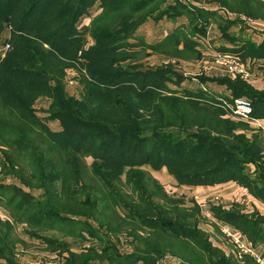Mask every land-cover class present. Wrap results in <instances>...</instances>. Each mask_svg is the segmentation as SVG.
Returning a JSON list of instances; mask_svg holds the SVG:
<instances>
[{
    "label": "trees",
    "instance_id": "trees-1",
    "mask_svg": "<svg viewBox=\"0 0 264 264\" xmlns=\"http://www.w3.org/2000/svg\"><path fill=\"white\" fill-rule=\"evenodd\" d=\"M96 1L0 2V33L10 24L12 46L0 61V152L4 155L0 162L5 164V159L10 163L4 167L11 166L9 172L18 176L21 185L0 182V198L6 199L16 219L12 222L0 215V264H17V223H25L26 232L43 241L39 230L59 228L77 241L102 243L107 241L105 232L96 229L92 221L105 224V220L109 231L113 225L132 227V252L122 254L116 245L103 244L88 249L90 255L85 259H77L85 255L71 251L66 264H92L94 257L107 258V264H137L141 260L150 264L165 255L166 243L186 247L193 255L190 258L199 264L211 257L219 258L209 259L210 264H252L215 250L195 219L199 212L191 213L176 204L180 200L167 198L164 186L144 169L166 166L179 184L186 185L235 180L264 202L262 136L248 138L241 130L248 127L245 123L223 117L227 110L216 97L201 90L171 89V76L182 78L172 65L151 68L141 62L148 49L182 59L200 58L201 53L194 48V33L203 32L199 19L215 14L182 3L171 5L167 0H99L102 11L85 31L93 38L87 44L77 23ZM218 2L264 20L263 0ZM185 12L189 13L187 27L178 28L157 44L128 42L148 19ZM15 15L13 23H8ZM181 42L184 47L179 49ZM236 55L240 60L246 56L264 59V42L249 44L247 51ZM73 62L86 69L79 76L84 86L79 99L67 94L64 80L66 68ZM221 81L234 97L244 95L251 100L254 117L264 118V91H257L239 77ZM44 95L51 99L47 120H59L60 130H52L37 116L35 102ZM88 158H92L91 163ZM26 168L32 172L30 176L25 175ZM34 181L39 184L34 186ZM120 182L132 188L139 202L120 194ZM150 182L167 199L163 205L157 203L162 210L152 198ZM24 186L40 188L44 200L36 199ZM7 191L11 192L9 197ZM168 202L172 204L164 206ZM211 210L251 243H264V220L251 219L235 207L225 210L215 206ZM173 214L176 217L170 216ZM137 220L150 227L149 237L154 239L145 243L156 244L152 245L155 251H143ZM49 245L68 247L54 240Z\"/></svg>",
    "mask_w": 264,
    "mask_h": 264
},
{
    "label": "rangeland",
    "instance_id": "rangeland-1",
    "mask_svg": "<svg viewBox=\"0 0 264 264\" xmlns=\"http://www.w3.org/2000/svg\"><path fill=\"white\" fill-rule=\"evenodd\" d=\"M6 1L7 0H0V2L3 5L6 3ZM185 1H186L187 5L194 6L192 4L191 0H183V2H185ZM173 3L178 5V3L180 4V0H177V2H173ZM175 4H171V5H175ZM100 6H101V2L99 0H97L89 8L90 11H92V12L90 13L88 11L87 13L89 15L86 18L92 16V19H93L95 17V15H97L98 13H100L102 11ZM194 7H197V6H194ZM12 19H16V15L14 16V18H12V17L9 18L7 22L8 23L9 22L13 23ZM92 19H91V21H92ZM91 21H90V23H91ZM169 23H173V21L170 20V21H166V22L162 23L161 25L164 28H161V29L165 30V28H167V24H169ZM188 23L189 22L186 21V25H188ZM9 25L10 24H7L4 29L8 28V29L11 30V26H9ZM89 25H86L85 23L83 24L82 22L80 24H79V22L77 23V28L79 29L80 32L84 33L85 42L87 41L88 43H90L91 40H93V38L91 37L90 34H87V32L85 33V31H86V29H87V27ZM152 25H153V23H152ZM188 29L190 30V28H188ZM143 32L145 34H142V35L144 37H146V39H148L150 41L157 40L159 38V35H161L159 30H157L154 27H151L149 25H147V27L145 28V30H143ZM155 35H158V37L156 36V38H154ZM138 36L141 37V35H139V34L138 35L134 34V36L132 38H130V39L132 41L134 39L137 40V42L135 44H139V43H141L142 38H139ZM144 40H145V38H144ZM129 41L130 40H128V42ZM81 53H82V50L79 51V56L81 55ZM145 54H148V55L144 56L141 59L142 60L141 62L143 63V65L145 67L152 66V65L148 64V63H150L152 61V59L153 60L160 59V60L163 61V57H164V63L163 64L172 65V67L177 69L176 71L179 74L182 75V78L181 77L178 78L176 76H171L172 77V81H171V83H169V86L171 87V89L183 91V89L184 90L186 89V88H184L182 86L183 84L187 83L188 85H191L193 82H197V81L194 80V78L197 80L200 77L199 75H196L197 77H195V75H193V74L186 75L187 71L185 70V68H184L185 65H183V64H181L179 66L178 65L176 66V64H174L176 59L179 60V59H182V58L175 56V54H173V56H170V55L164 54L162 51L153 52L152 49L146 50ZM153 54L155 55L154 57L151 56ZM159 57H161V58H159ZM168 59H170L171 63H170V61H168ZM76 61H78V60H76ZM225 66L227 67V65H225ZM82 67L84 68V66H80L76 62H73L72 65H69V67L66 68V75H65V78H64L65 84H66L67 94L69 96H72V97H75V98H78V99L81 98L82 95L84 94V86L79 80L80 79V77H79L80 73L81 72L86 73V71H85L86 69L85 68L82 69ZM240 67H242V72H239V73L231 72V70L229 68V65H228L227 68H229L228 69L229 73H231L233 75H237L239 77L240 76L244 77V74L246 73V65L243 64L242 60H241V66ZM183 74L186 76V79H185V76ZM238 97H245V98L249 99L247 96H244V95L238 96ZM37 100H36L37 103L35 102L37 116L41 120H43L44 122L48 123L49 127L51 129L60 130L61 129V122L59 120H57V121H49V120H47V118H48L47 112L49 111L48 109L50 108V105H51V99L48 96L44 95V96L38 97ZM227 114L229 115L230 118H232V119H234L236 121L243 122V123H245L248 126L247 128L241 129L243 132H245L247 134L248 138H256L258 135H261L262 138L264 139V130L262 129V127L255 126L252 121H246V120H241V119L234 118L231 115L232 113L229 114V110H227ZM1 155H3V152H0V156ZM87 160H88L89 163H91L92 158H88ZM3 161L5 162V164H2L0 162V182L1 183H5V184L10 185V186L19 185V187H21L18 176L13 174V173H11V172H9L11 170V166L7 167V168L4 167V165L5 166H9L10 163L7 160H5V159H3ZM24 163H27V161L24 162ZM24 163H20L19 165L22 166V165H24ZM165 168H167V167L165 166ZM26 169H28V171L24 172L25 175H29L30 176L32 174V172L30 171L29 168H26ZM144 169L147 170L152 175V177L155 178V176H154V174L152 172L153 170H155L154 168H152L151 166H146V167H144ZM167 170H168V168H167ZM250 171L254 172L253 169H251ZM255 176H256V173H255ZM155 180H157L160 184H162L164 186V188H165V190L167 192V198H169V199L176 198V199L180 200L182 204L179 201H177V200H176V204H180L186 210L191 211V213H194V212L198 213L199 212L197 217H195V219L198 220L199 227L205 232V236L209 239L210 243L213 245L215 250L218 249L221 252V254H224L225 257H232L235 260L240 261L241 263H243V262L247 263L250 260V261H252V264H264V263H262V262H260L258 260L257 255L260 256V258L263 259V260H264V257H262L254 249L260 244L264 245V243H258L256 245L251 243L249 237H247L245 234H242L237 228H234L232 226H228V224H224V228L223 227L221 228L222 229V231H221L222 235L219 236V237H221L220 239L218 238V240L215 241L213 239V236L210 237L209 232H212V230L211 229L209 230L208 228L203 226V224H207V225L210 224L209 226H211L213 229H214V226L217 227V225L215 224V222L212 219V218H216V217H215L214 213H212V210L210 208V203H211L210 200L211 199L212 200L215 199V198L213 199L214 195L207 196L206 199H201V197L199 195H197V196H189L190 198L186 199L185 196H183V195L176 196L174 194V190H173L174 187L173 188L169 187V183H165L164 184L159 179H156V178H155ZM150 183L151 184L148 185V187L153 192V197L152 198H153L154 202H156V204L157 203L159 204L158 201H160V204L166 203L167 199L164 198L165 195L160 194V192H158L156 190V186H155V184L153 182H150ZM38 184H39V181H34V186H37ZM121 184H122L124 189L120 188L121 190H123L122 193L120 192V194H122L127 200H130V201L133 200V201L139 202V199L136 196V194L131 191L132 188L126 187L122 182H120L119 185H121ZM177 184L179 185L178 182H177ZM180 185H185V184H180ZM27 188L30 191H33V194L35 195L36 199H39L41 201L44 200L43 199V197H44L43 193L44 192H42V190L40 188L35 187L32 190L29 187H25L26 190H28ZM6 195L9 197L11 195V192L7 191ZM219 198H220V200L215 199L214 201H220V202H223V203H227V202L231 201L230 197L220 196ZM244 203H246L247 207H241L240 206L238 208L240 213H242L244 215H248V216L251 217V219H254V220H257V221L264 220V207L263 206L259 205L258 203H256L257 206H255V204L252 203L251 201H248V202L246 201ZM262 203L264 204V202H262ZM158 204H157V208L162 210L163 209L162 206L159 207ZM171 204L172 203L168 202L167 204H164V206L169 207ZM195 206H197V207H195ZM121 213H127V212L125 210H121ZM128 214H129V212H128ZM0 215H1V217L4 220H10L12 222H16L15 216L13 215L10 207L6 203V199L3 200V198H0ZM164 215L168 216L167 214H164ZM176 215L173 214V215H170V216L176 217ZM104 216H106V215H104ZM101 217H103V216H101ZM111 219H113V218H111ZM103 220H105V219H103ZM112 221L116 222L118 220L113 219ZM92 223H93V226L96 229L103 230L105 232L104 236L107 239V241H104L102 243H100V242L93 243V242L89 241L88 239H85L83 241H80V240L77 241V240L73 239L72 237L67 236V235L63 234L62 232H60L58 230L59 228H51V229H46V230H39L40 234H42L43 237L45 238V240L43 241L40 237L33 236V235L27 233L26 232V224L25 223H17L16 228H15V232H16L15 237L17 239H20V241L17 242V244H16V249H15L16 261H17L18 257H21V259L23 261L28 263L27 259L29 258V256L27 254H29L31 257H33L34 260H37L38 258H34V257H42L40 255L41 254L40 248H41L42 251L43 250L50 251V252H54V253H56L58 255H63V254L69 255L71 253V251L72 252L73 251L74 252H78L77 255H81V254L85 255L84 257H77V259L88 258V257H86V255L87 256L90 255V251L88 249H91L94 246L97 247V248H100V247H102L103 244L104 245H112V244L116 245V247L119 248L120 253H122V254L129 253V252H126L125 250L121 251L120 248H121V246H123V248L126 247V249H127V248H129V246H131L130 242H132V240H133V238H132V236L130 234L131 233L130 230L132 229L131 226L126 225V226H123L122 228H118L117 226L113 225L112 226V227H114L113 230L109 231L108 228H107L109 226H108L106 220H105V224L106 225L101 223V222H99V221L98 222L92 221ZM102 227H104V228H102ZM149 229H150V227L148 226V224L146 222L140 223L138 221L137 234H138V236L142 237V238H140V240L143 243L140 244V245L142 246L143 251L145 249H149L150 251H155L154 250L155 246H152V245H156V244L150 245V244H146L145 243L146 241H152L154 239V236L153 237H149V234H150ZM236 234H238L240 236H244L243 238L245 240H247V243L249 244L251 250H253L255 254L246 252L245 249L243 250V248L239 246V244L236 242L237 241L236 240L237 239V235ZM23 238H25L26 240H24ZM212 239L214 241H212ZM50 240L56 241L57 245L66 244L68 247L67 248H53V247H51L49 245V241ZM166 247H168L167 250H166ZM28 249H29V252L27 253L26 250H28ZM164 250H166V251H164ZM30 251H34L33 254L30 253ZM163 251L165 252V255L163 257L158 258L154 262H150V264H184V263L185 264H199L198 261H197V263L194 261V258H190V257H193V255L190 254L186 250V247H181V246H178V245L175 246L172 243H166L165 247H163ZM80 252H83V253H80ZM111 252L114 254L113 251H111ZM130 252H132V249H131ZM100 258H103V257H94L93 260L94 261H98L101 264H107V262H108L107 258H106L107 260L105 258H103V259H100ZM218 258L219 257H211L209 259H211L213 261H217ZM209 259L207 258L201 264H210L209 263V261H210ZM31 261L32 260H30V262ZM17 264H22V262H18L17 261ZM23 264H25V263H23ZM131 264H132V262H131ZM137 264H148V263L143 261V260H141ZM225 264H227V263L225 262Z\"/></svg>",
    "mask_w": 264,
    "mask_h": 264
},
{
    "label": "crops",
    "instance_id": "crops-1",
    "mask_svg": "<svg viewBox=\"0 0 264 264\" xmlns=\"http://www.w3.org/2000/svg\"><path fill=\"white\" fill-rule=\"evenodd\" d=\"M192 4L194 6H197L198 8L204 9L205 11L212 12L215 15L213 17H210L207 20L199 19L200 24L203 25V32L197 31L194 33V41L195 46L194 48L198 50L201 53L200 58H193V59H179L174 62L176 66L178 65H185V70L187 71V74H193L195 77L196 75H199L200 77L193 82L191 85H188L187 83L183 84L182 86L188 90H192L194 92L196 91H203L206 95L210 97H216L219 101H221L223 107H225L224 102H231L233 100L234 95L231 89L226 85L224 82L221 81V79L229 78V79H236V77H239L237 75H233L229 73L228 68L219 63L218 61V55L222 53L231 52L232 50H239L241 51H247L249 44H253L255 46H259L264 42V20L259 17H251L243 12H238L235 10H232L226 5H223L222 3L218 2V0H191ZM264 1V0H263ZM173 2H177V0H167V3L169 4H175ZM183 0H180V3H182ZM182 4L187 5L186 1ZM191 9H195L194 6L187 5ZM99 7V6H98ZM92 9V8H91ZM98 9V8H97ZM90 13V9L88 10ZM89 14H84L81 19L79 20V24L82 22L86 25L90 24V21L92 19V16L86 18ZM172 20L173 23L167 24V28H164L161 24ZM186 21L189 22V13H182L179 15H176L175 17H168L164 16L161 19H154L150 18L146 22H144L142 25H140L137 28V31L135 32V35H141L138 36L139 38H142V41L145 38V42L148 44H157L159 41H161L163 38H165L167 35L175 32L178 28L183 27L184 29L186 26ZM224 21L230 22V26H226L224 24ZM153 25H152V23ZM147 25L154 27L155 29L159 30L161 35H159V38L155 41H150L146 39L142 34H145L143 30L147 27ZM186 31H188L186 29ZM158 37V35H155L154 38ZM11 38V30L6 28L0 33V61L4 58L6 53L9 51L7 48V44L11 46L10 43ZM137 40H131L129 41L130 44H135ZM89 44V43H87ZM12 47V46H11ZM184 47V43L181 42L178 45L179 49H182ZM139 49L140 47H136ZM241 51H234V54L241 53ZM241 55V54H239ZM154 57L155 55H151ZM161 58V57H159ZM241 60L243 64L246 65V73L244 74V77L240 76L243 81H245L247 84L251 85L254 89L257 91H264V59L263 58H257V57H250L246 56L245 58L241 57ZM170 61V59H168ZM164 63V57L163 61L160 59L153 60L148 63L152 66L151 68H156L157 66L163 65ZM171 63V61H170ZM177 70V69H176ZM184 75V74H183ZM185 76V75H184ZM202 77V78H201ZM186 79V76H185ZM181 91V90H180ZM48 100V99H47ZM38 101V100H37ZM36 101V103H37ZM36 107V104H35ZM47 112V111H46ZM223 117H229L228 114H224ZM259 119V122L264 126V118L263 117H255ZM57 121V120H56ZM255 126H259V122L252 121ZM251 122V123H252ZM53 130V129H52ZM58 130V129H57ZM155 178L159 179L162 183H169V187L173 188L174 194L176 196L183 195L186 199L190 198L189 196H197L199 195L201 199H206L207 196L214 195L213 199L220 200V196L223 197H230L231 201L227 203H223L220 201H214L210 200V207H221L222 209H232V208H239L241 207H247L246 203L251 201L252 203L256 205L258 203L259 205L264 207V204L258 200L245 186L239 184L235 180H227L221 183H216L213 185H178L177 180L173 175L169 173L167 168H161L158 170L152 171ZM217 227L214 225V229L207 225L203 224L206 228L209 230L211 229L212 232H209L210 237L213 236V239L216 241L218 238L220 239L222 235V227L224 228V224L222 221H220L218 218H212ZM230 226V225H228ZM227 227V226H226ZM206 230V229H205ZM26 240L25 238H23ZM212 239V241H214ZM121 251L125 250L126 252L131 251V246L126 249V247L123 248L121 246ZM262 257H264V245L260 244L256 248H254ZM27 253L29 252V249L26 250ZM41 256L42 257H34L38 258L37 260H34L33 257H31L29 254V258L27 259L28 263L23 261L21 257L17 258L18 262H22L25 264H65L67 260V254L58 255L54 252L41 250ZM34 251H30V253L33 254ZM30 260H32L30 262ZM36 261V262H35ZM92 264H101L98 261L92 262Z\"/></svg>",
    "mask_w": 264,
    "mask_h": 264
},
{
    "label": "built area",
    "instance_id": "built-area-1",
    "mask_svg": "<svg viewBox=\"0 0 264 264\" xmlns=\"http://www.w3.org/2000/svg\"><path fill=\"white\" fill-rule=\"evenodd\" d=\"M7 48L10 49L11 46L7 44ZM218 61L223 64V65H229V68L231 72L234 73H239L242 72V67L241 66V60L240 58L231 52L227 53H222L218 55ZM228 68V69H229ZM224 105L226 110H229V114L232 113L231 115L234 118L241 119V120H246V121H256L259 122V119L253 117V105L250 99H247L245 97H235L231 102H224ZM259 126L262 127L264 130V126L259 122ZM237 235V243L239 244L240 247L245 249L246 252L255 254L253 250H251L249 244L247 243V240H245L243 237L238 234ZM258 260L262 263H264V260L258 256Z\"/></svg>",
    "mask_w": 264,
    "mask_h": 264
}]
</instances>
